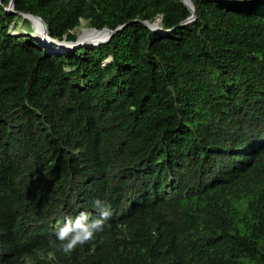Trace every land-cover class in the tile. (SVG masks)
<instances>
[{
    "label": "trees",
    "instance_id": "obj_1",
    "mask_svg": "<svg viewBox=\"0 0 264 264\" xmlns=\"http://www.w3.org/2000/svg\"><path fill=\"white\" fill-rule=\"evenodd\" d=\"M8 1L0 264H264V0H190L180 23L179 0ZM21 12L58 39L123 25L54 54ZM98 199L103 232L65 253L57 227Z\"/></svg>",
    "mask_w": 264,
    "mask_h": 264
},
{
    "label": "clouds",
    "instance_id": "obj_2",
    "mask_svg": "<svg viewBox=\"0 0 264 264\" xmlns=\"http://www.w3.org/2000/svg\"><path fill=\"white\" fill-rule=\"evenodd\" d=\"M21 14L29 20L27 15H23L28 13L21 12ZM29 22L32 31L34 28L30 20ZM94 205L100 211L99 218L92 219L90 213L81 212L75 218L66 217L64 222L57 227L55 236L65 253H71L78 245L94 240L97 233L103 232L111 216L110 205L99 199L94 201ZM52 243L55 244V241Z\"/></svg>",
    "mask_w": 264,
    "mask_h": 264
},
{
    "label": "water",
    "instance_id": "obj_3",
    "mask_svg": "<svg viewBox=\"0 0 264 264\" xmlns=\"http://www.w3.org/2000/svg\"><path fill=\"white\" fill-rule=\"evenodd\" d=\"M12 0H9L8 1V5L6 6L7 9L10 10L11 8V2ZM182 4H184L187 9L189 10V14L186 15L183 19H181L179 21L180 22H184V21H187L189 19H191L193 17V7H192V4L190 2V0H179ZM10 6V8H8ZM23 13V12H22ZM23 15H27V16H31L35 19H37L41 25V30H42V34H43V38L45 39L44 40V46L43 49L44 51H47L49 53H54V54H57L59 52H62V51H65V50H71L73 48H75L77 45H82V44H79V42L76 40V38L78 37V35L74 37V39L70 40V39H65L64 37H61V38H56V37H52V36H49L47 31H46V27L44 25V22L42 21V19L39 17V16H36V15H33V14H23ZM159 15L156 16L153 20H147V19H142L140 20L142 22V24H144L146 27H148L149 29L153 30V31H156V32H163L166 30V28H162L158 21H159ZM152 23H154L155 26H152ZM123 24L120 23L116 26H114L113 28H108L106 26H102L100 28H95V27H86L84 30L86 29H89V30H104L105 32V37L100 39V40H94V41H97V44L98 43H103L105 41L108 40V38L110 37V35L118 30ZM33 32H34V29H32L31 31V36L33 37V39L36 41L37 45L38 42H37V38L33 36ZM47 43L48 44H53V48L51 49L50 46L48 45L47 46ZM96 45V44H94ZM40 46V45H39ZM52 50V51H51Z\"/></svg>",
    "mask_w": 264,
    "mask_h": 264
},
{
    "label": "bare ground",
    "instance_id": "obj_4",
    "mask_svg": "<svg viewBox=\"0 0 264 264\" xmlns=\"http://www.w3.org/2000/svg\"><path fill=\"white\" fill-rule=\"evenodd\" d=\"M29 20L32 23V26L34 28L33 36L37 38V42L40 46H44V36L42 34L41 25L39 21L31 16H28ZM152 26H155L154 23H152ZM89 30V29H86ZM91 33H89L87 36L81 35V32L79 33L76 40L79 42V44L82 45H93L97 44V41L94 40H100L105 37L104 30H89ZM52 49V48H51ZM52 51V50H51Z\"/></svg>",
    "mask_w": 264,
    "mask_h": 264
},
{
    "label": "rangeland",
    "instance_id": "obj_5",
    "mask_svg": "<svg viewBox=\"0 0 264 264\" xmlns=\"http://www.w3.org/2000/svg\"><path fill=\"white\" fill-rule=\"evenodd\" d=\"M10 8V6L8 7ZM24 25L22 23H20L19 21L18 22H15V24L12 26L9 27V30L12 32H15V31H24ZM86 27L83 26V25H79L77 26L74 31L76 32V36L81 32V35H85L87 36L89 33H91L89 30H84Z\"/></svg>",
    "mask_w": 264,
    "mask_h": 264
}]
</instances>
